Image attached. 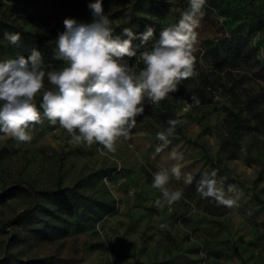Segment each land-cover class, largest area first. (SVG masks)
<instances>
[{
	"label": "rangeland",
	"instance_id": "obj_1",
	"mask_svg": "<svg viewBox=\"0 0 264 264\" xmlns=\"http://www.w3.org/2000/svg\"><path fill=\"white\" fill-rule=\"evenodd\" d=\"M212 1L197 29L198 75L157 104L145 100L142 120L131 139L117 142L114 154L99 144L69 143V134L47 121L35 126L29 143L0 133V192H9L0 201V262L8 259L2 264H264V0ZM90 2L0 0V20L41 35L55 49L65 18L91 22ZM136 5L161 10L150 15ZM103 7L112 28L134 13L146 30L176 23L189 4L103 0ZM232 37L240 38L242 59L225 70L215 55L221 41ZM17 56L13 44L0 41V60ZM165 107L182 121V134H173L158 152L162 128L155 115ZM173 150L182 159H170ZM176 163L182 175L169 187L182 190L183 199L158 208L152 174ZM213 170L225 189L232 184L242 193L238 208L210 206L197 191L204 173ZM228 177L233 180L227 183ZM65 187H76L83 197L39 194ZM60 203L71 209L61 210ZM26 210L32 220L13 222ZM51 223L64 230L46 229Z\"/></svg>",
	"mask_w": 264,
	"mask_h": 264
},
{
	"label": "clouds",
	"instance_id": "obj_2",
	"mask_svg": "<svg viewBox=\"0 0 264 264\" xmlns=\"http://www.w3.org/2000/svg\"><path fill=\"white\" fill-rule=\"evenodd\" d=\"M188 4L179 20L162 28L154 39L151 26L142 33L124 28L121 34H114L103 0H94L88 4L91 22L63 21L65 31L55 41L54 59L62 61L64 67L46 68L36 48L28 57L0 60V133L18 144L29 143L35 126L47 121L64 129L69 143L99 144L102 151L114 154L121 138L131 139L137 117L144 113L145 100L157 104L179 91L184 80L198 75L194 53L207 0H188ZM4 38L16 45L21 35L5 32ZM136 40L139 43H134ZM133 58H137L136 64L129 63ZM140 63L143 67L137 71ZM192 101L197 106L200 103L195 96ZM181 123L169 119L168 127L157 132L161 141L158 152L171 143L169 137ZM170 159L179 161L182 157L173 150ZM181 175L179 163L152 174L151 186L160 192L156 207L171 208L183 199L182 190L169 187L170 180H179ZM183 175L190 184L191 174ZM197 191L202 198H211L217 206L228 209L238 208L242 195L235 185L225 189L215 170L204 173ZM159 227L167 229L168 225L161 223Z\"/></svg>",
	"mask_w": 264,
	"mask_h": 264
},
{
	"label": "trees",
	"instance_id": "obj_3",
	"mask_svg": "<svg viewBox=\"0 0 264 264\" xmlns=\"http://www.w3.org/2000/svg\"><path fill=\"white\" fill-rule=\"evenodd\" d=\"M212 4H216L217 6V1L213 0ZM137 11H142L145 10L148 14L150 15H155L157 12H159L161 9H157L156 7H149V8H144L142 5L138 7L136 5ZM256 11V9H255ZM221 13H225L226 11L224 9H220ZM252 12V11H251ZM254 12V11H253ZM247 13H249L247 11ZM124 28H131L133 32L135 33H142L144 32V24L142 25L139 23L138 17H135V14H131L129 20L120 25L116 26L113 28L114 34H121L122 30ZM155 29V38H158L159 32L161 31V27L158 25H154L153 27ZM20 33L21 35V40L18 44L14 45L19 52V55H23L24 57H28L30 55L31 49L36 48L39 50L44 59V64L45 67L48 69H59L63 67L64 63L62 61H58L54 59V49L47 43V41L39 34H36L32 31L25 30L23 28L11 25L9 23H6L4 21L0 20V41H5L6 39L4 38V33ZM240 38L239 37H232V38H225L221 41V44L219 46V49L216 53V59L221 63L222 67L226 70H231L233 66H235V63L238 60L242 59V47L240 45ZM134 43H139V40L134 41ZM199 63L198 60H196V65L195 68H198ZM209 82V81H208ZM211 85V83H209ZM169 119H176L175 113L168 107L161 108L159 111L156 112L155 115V120L156 122L160 125L162 130L166 129L168 127L167 121ZM142 120V117H137V124ZM136 124V125H137ZM174 134H182V127L181 124L176 127L175 133ZM212 168H217L216 165L211 163ZM201 175H198L197 178L199 179ZM233 179L227 178L226 182H231ZM66 192L71 193L74 197H83L81 193L77 190L76 187H65L62 189H57V190H41L39 191V194H41L43 197L47 198H53V199H58L59 197L64 196ZM9 192L4 191L0 192V201L6 200L8 197ZM207 203L208 205H216V202L212 200L211 198H207ZM60 208H64L65 211H68L71 209V207L64 206L63 203H60ZM31 211L26 210L22 212L20 215H18L13 222L15 223H26L32 220V215ZM52 216H55L53 214ZM55 218V217H54ZM45 228V227H44ZM46 229L50 231H55V232H61L64 230V226H61L57 223L56 224H49ZM8 261V259L3 260L0 262L2 264L3 262ZM22 264H29V263H22Z\"/></svg>",
	"mask_w": 264,
	"mask_h": 264
}]
</instances>
